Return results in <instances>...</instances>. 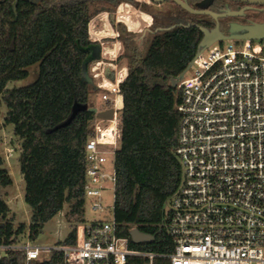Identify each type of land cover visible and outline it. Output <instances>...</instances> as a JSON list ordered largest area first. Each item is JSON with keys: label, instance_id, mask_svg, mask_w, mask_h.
Masks as SVG:
<instances>
[{"label": "trees", "instance_id": "16d2710c", "mask_svg": "<svg viewBox=\"0 0 264 264\" xmlns=\"http://www.w3.org/2000/svg\"><path fill=\"white\" fill-rule=\"evenodd\" d=\"M126 0H0V103L4 123L21 141L20 174L30 224H13L14 217L0 197V245L15 242L28 231L34 241L45 223L62 211L71 223L84 222L85 144L93 134L95 115L87 111L91 93L89 66L94 43L89 34L91 7L100 2L114 11ZM184 12V11H183ZM188 17L197 18L184 12ZM184 15V16H185ZM201 33L197 27L177 26L159 32L144 52L122 38L126 66L119 84L120 139L114 156L113 219L118 234L133 249L169 254L165 207L181 182L174 154L180 115L177 79L193 60ZM36 78L7 90L10 81ZM0 157V187L12 180ZM154 236L150 244H134L132 229ZM73 234L64 243L71 244ZM0 264H25L22 252H9ZM31 264H61L51 254ZM129 264H143L131 260ZM154 264H168L156 260Z\"/></svg>", "mask_w": 264, "mask_h": 264}, {"label": "built area", "instance_id": "2783aa9c", "mask_svg": "<svg viewBox=\"0 0 264 264\" xmlns=\"http://www.w3.org/2000/svg\"><path fill=\"white\" fill-rule=\"evenodd\" d=\"M229 43L225 45V43ZM124 70L99 84L109 120L93 122L85 144L84 199L103 213L104 190L114 203V156L119 144V84ZM105 84V85H104ZM180 115L174 154L181 182L165 207L169 254L133 249L109 219L73 225L71 244L0 245V258L22 252L25 264L61 257V264H264V39L212 43L178 80ZM62 216L60 211L56 216ZM61 221L56 235L60 240Z\"/></svg>", "mask_w": 264, "mask_h": 264}, {"label": "rangeland", "instance_id": "374dc122", "mask_svg": "<svg viewBox=\"0 0 264 264\" xmlns=\"http://www.w3.org/2000/svg\"><path fill=\"white\" fill-rule=\"evenodd\" d=\"M148 2V0H144ZM111 5L106 2H100L91 7V12L93 16L89 22V34L92 42L94 43L93 55L98 54L99 59L93 57L88 70V76L90 80L91 93L88 97L87 107H94L98 110L105 108V104L101 100V95L103 93L99 84L103 82L107 84L112 75L107 78L104 70L112 69L113 71H125L126 59L124 57V46L120 38L115 37L117 32L114 28V24L120 25V28H129L135 33L133 34V39L129 43L130 48H138L144 52L146 44L140 42L141 35L143 33L144 27L150 23V19L144 15V12L137 7H134L126 2H119L118 6L114 9L115 14L113 15V24L110 18V12L108 9ZM126 32V30H125ZM124 37V35L122 36ZM125 38V37H124ZM114 39V40H113ZM229 43H225L228 45ZM98 48V51L95 48ZM120 56L117 62L111 61V58ZM112 64L113 66H109ZM28 77L19 81H10L7 83V90L13 88H18L27 85L32 82L37 75L38 65L29 67ZM104 84V85H105ZM6 108L4 104L0 103V157L3 159L5 168L12 180V184L8 187H0V197L3 198L14 217L13 224L17 226L18 224H24L26 227L30 224L31 211L28 206L24 203V190L25 185L20 174V145L21 141L18 137L13 134V128L11 125H6L4 123ZM119 115V111H118ZM112 191L104 190L102 195V206L105 208L103 213H95L90 208V200H85L84 215L83 219L85 222L99 220L102 218L109 219L112 214L113 198ZM69 206L67 204L63 205L62 216L58 215L53 217L50 221L44 224L42 228V233L37 237L36 240L30 242L32 245H38L42 247L66 244L64 240L70 229L73 228L74 223H71L65 218ZM57 221H61V236L56 235L58 230ZM29 236L28 231L19 235L18 242L23 243Z\"/></svg>", "mask_w": 264, "mask_h": 264}, {"label": "flooded vegetation", "instance_id": "af4514ba", "mask_svg": "<svg viewBox=\"0 0 264 264\" xmlns=\"http://www.w3.org/2000/svg\"><path fill=\"white\" fill-rule=\"evenodd\" d=\"M188 5L193 10H201L198 7V4L204 0H180ZM126 3L137 7L138 9L144 12V15L150 19V23L144 27L143 33L140 38L141 45L147 44L150 39L154 35L159 32H163L169 29H172L177 26H183L188 28L190 26L199 28H204L207 30H212L216 26L221 34L227 35L228 30L231 25H250L254 23H262L264 22V6L257 5V4H249L244 2H232L226 0H213L209 7L207 8L208 11H211L218 15H225L224 17L218 18L214 20L212 17L202 14V15H194L190 14L188 11L181 8L177 3L173 0H164L161 3L154 2L153 0H148L145 2L144 0H126ZM197 16V18H191L183 14L184 12ZM234 15H231V14ZM238 13H241L238 15ZM115 14L114 11L110 12L111 22L113 24V15ZM185 15V16H184ZM187 26V27H186ZM114 28L117 32V38L125 37L128 41V44L133 39V34L135 33L133 30L127 28H120V25L114 24ZM126 30V32H125ZM201 33V31H200ZM124 35V37H122ZM202 35V33H201ZM203 35L200 38L202 39ZM114 40V39H113ZM199 41V43H200ZM130 47V45H128ZM139 48V47H138ZM124 54V52H123ZM119 56L115 58H111V61L117 62L120 59ZM100 58V56L98 57ZM113 66L109 64V66ZM105 75L107 78L112 75V69L104 70Z\"/></svg>", "mask_w": 264, "mask_h": 264}, {"label": "water", "instance_id": "95a60500", "mask_svg": "<svg viewBox=\"0 0 264 264\" xmlns=\"http://www.w3.org/2000/svg\"><path fill=\"white\" fill-rule=\"evenodd\" d=\"M154 2L161 3L164 0H153ZM175 3H177L181 8L188 11L190 14L194 15H208L212 17L214 20H217L218 18L224 17L225 15H218L211 11H208L207 8L211 4L213 0H204L201 3L198 4V7L201 8V10H193L188 5H186L184 2L180 0H173ZM226 1H232V2H244L249 4H257V5H263L264 6V0H226ZM241 13H238L240 15ZM231 15H234L233 13ZM187 27V26H186ZM203 37L198 45L197 53L195 54L193 60L188 64L187 68L180 74V76L177 79H172L171 84L173 87L176 86L179 79L182 78L184 72L192 65V62L198 57V55L206 49L208 46H210L214 42L219 41H226V40H263L264 39V22L262 23H254L250 25H231L228 34L223 35L219 32L218 27L216 26L212 30H207L204 28H199ZM98 51V48H95ZM95 59H99V55H93ZM89 113H92L95 115L97 119H103V120H109L113 117V110L107 109V110H98L94 107H87L86 108ZM129 237L132 243L134 244H141L146 243L150 244L154 240V236L148 235L145 233L140 232L138 229L134 228L129 232Z\"/></svg>", "mask_w": 264, "mask_h": 264}, {"label": "crops", "instance_id": "0c3cea01", "mask_svg": "<svg viewBox=\"0 0 264 264\" xmlns=\"http://www.w3.org/2000/svg\"><path fill=\"white\" fill-rule=\"evenodd\" d=\"M101 110H104V108L103 109H101ZM7 203V202H6ZM8 205V204H7ZM9 207V206H8ZM10 209V208H9Z\"/></svg>", "mask_w": 264, "mask_h": 264}]
</instances>
